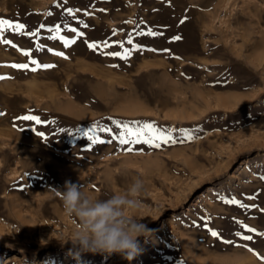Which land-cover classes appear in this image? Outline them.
Here are the masks:
<instances>
[{"label": "rangeland", "instance_id": "374dc122", "mask_svg": "<svg viewBox=\"0 0 264 264\" xmlns=\"http://www.w3.org/2000/svg\"><path fill=\"white\" fill-rule=\"evenodd\" d=\"M0 18L39 33L0 43V264H264V0H0ZM57 24L75 44L49 39ZM121 42L129 59L105 54ZM29 50L55 66H10L29 63ZM27 114L43 123L18 119ZM113 120L193 139L131 153L115 140L91 145L84 133L118 131ZM136 177L151 235L132 261L61 242L75 227L58 193L66 181L107 199Z\"/></svg>", "mask_w": 264, "mask_h": 264}, {"label": "clouds", "instance_id": "9594fccd", "mask_svg": "<svg viewBox=\"0 0 264 264\" xmlns=\"http://www.w3.org/2000/svg\"><path fill=\"white\" fill-rule=\"evenodd\" d=\"M144 181L136 177L129 187L107 199L95 198L84 186L66 181L58 190L65 214L75 225L70 236L61 240L71 242L83 253H119L132 261L139 254V238L151 235L141 221L144 204L140 199Z\"/></svg>", "mask_w": 264, "mask_h": 264}, {"label": "snow or ice", "instance_id": "6c2138e0", "mask_svg": "<svg viewBox=\"0 0 264 264\" xmlns=\"http://www.w3.org/2000/svg\"><path fill=\"white\" fill-rule=\"evenodd\" d=\"M79 9L73 10L72 8L67 9V15L69 16H75L76 12H79ZM101 11H104L101 9ZM85 15H88L87 12L84 13ZM46 15L51 16L52 13L48 12ZM82 23V22H81ZM131 23V21H129ZM85 28L88 27L87 24L83 25ZM41 28H44V25H40ZM67 28L68 26L65 25ZM26 25L23 23L19 22H13L10 19H3L0 18V43H5V44H12V41L10 39H5V33L6 32H14L18 33L21 35H28V36H37L39 33L38 32H26ZM48 31L50 33H53L49 37V39L52 40H57L59 39L65 47H69L72 44L76 43L75 39H67L64 35H60L61 33V26L57 24L55 28H49ZM69 32L75 33L77 37L83 36V32H79L77 28H69ZM115 32V30H114ZM141 35L143 33H140ZM156 33H151L149 32L148 35H155ZM174 39L179 40L180 37L176 36ZM128 44H133V40L130 38L127 40ZM13 47H16V45L12 44ZM112 45L109 44L108 41H104L103 44H98V43H90L89 47L92 48L93 50H97L101 47L103 48H109ZM120 47L123 49V52H111V53H105L107 55H111L114 57H119L120 59L127 60L131 56V50L124 48L123 42L120 43ZM43 48V45H40L37 50H41ZM136 50L140 49V45H135ZM49 52H53V49L49 48ZM23 54L27 57H29V63L35 65V67L29 69V63H18V64H12L10 65L13 68L16 69H23V70H31V71H36L38 68H51L54 67L55 65L52 64H40L37 60L32 59V53L31 51H24ZM55 55L64 57L67 59L64 55L63 52H54ZM115 66V65H113ZM5 77H0V79H4ZM21 121H32L35 124L39 125L42 124L43 121L39 118L37 115H32V114H27V115H22L18 118ZM112 123L116 126V129L118 131H114L112 127H109L107 125H92V127L84 133V135L87 137V140L90 142L91 145H96V144H103V143H112L113 140L117 141L120 145H128L126 151L131 153L134 151V146L135 145H148L149 147L153 148H160L162 144H175L177 142L183 143L185 141H189L193 139V136L190 132L184 131L183 132V137L178 139L173 136V132H175V129H162L155 125L154 123H143L141 124L140 122H122V121H116L113 120ZM64 131V130H62ZM70 131V130H69ZM79 131V129H77ZM101 134H107L108 136L111 137V139L104 140L101 138ZM38 135L43 136V133H38ZM46 139V137H45ZM261 179H264V176L261 177ZM221 199L227 203V204H236L238 206L242 207H247L246 205L241 204L240 201L236 199H225L221 197ZM250 199H255V197H250ZM205 227H207V222L205 223ZM243 227L248 231V232H256V229L254 228H249L247 225H243ZM210 234L213 237H220V233L218 231L212 230L211 228L208 229ZM238 236H241V239L245 241H251L253 237L251 235H241V233H237ZM257 235H264V233H257ZM225 243H232L231 241H224ZM249 251H252V249H249Z\"/></svg>", "mask_w": 264, "mask_h": 264}, {"label": "bare ground", "instance_id": "6f19581e", "mask_svg": "<svg viewBox=\"0 0 264 264\" xmlns=\"http://www.w3.org/2000/svg\"><path fill=\"white\" fill-rule=\"evenodd\" d=\"M92 148V147H91ZM213 192V190L211 189V188H209V189H207V192H205V193H203L202 195H200V197H199V200L200 201H204V200H206L209 196H210V194ZM198 202V201H197Z\"/></svg>", "mask_w": 264, "mask_h": 264}]
</instances>
